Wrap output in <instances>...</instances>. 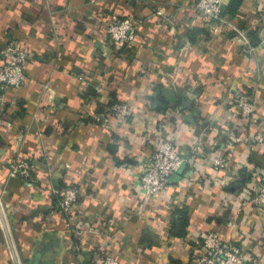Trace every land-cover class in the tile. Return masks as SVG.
Wrapping results in <instances>:
<instances>
[{
  "label": "crops",
  "instance_id": "1",
  "mask_svg": "<svg viewBox=\"0 0 264 264\" xmlns=\"http://www.w3.org/2000/svg\"><path fill=\"white\" fill-rule=\"evenodd\" d=\"M195 1L0 0V48L18 40L30 55L23 86L0 91V264H93L105 253L197 264L194 242L209 232L264 264V207L252 202L264 168V143L252 142L264 134V19L258 0L232 12L221 0L219 21L197 17ZM111 15L142 20L132 43L107 40ZM244 98L249 117L236 107ZM119 101L131 114L108 134L96 115ZM165 138L185 155L201 144L203 158L163 198L147 197L135 165ZM215 156L228 167L214 171ZM15 160L28 177L11 175ZM73 185L78 200L60 214Z\"/></svg>",
  "mask_w": 264,
  "mask_h": 264
},
{
  "label": "built area",
  "instance_id": "2",
  "mask_svg": "<svg viewBox=\"0 0 264 264\" xmlns=\"http://www.w3.org/2000/svg\"><path fill=\"white\" fill-rule=\"evenodd\" d=\"M257 8L261 20L264 19V0L257 1ZM194 10L197 17L209 18L219 21L224 12L221 0H196ZM142 25V20L137 18L120 19L111 15L106 23V37L115 46H125L135 40L137 31ZM241 53L244 57L254 58V46L243 37ZM261 43H264V39ZM30 55L22 47L18 40H8L0 48V91H7L10 88L23 86L26 80L25 67ZM82 82L91 83V78L84 77ZM95 96L103 97L105 86L99 83L94 86ZM87 100V99H83ZM109 103V102H108ZM107 104L102 100L101 106ZM236 107L240 115L249 117L254 112V100L244 98L238 100ZM106 114V115H105ZM131 114L130 106L125 102H116L106 107L104 112L96 115L97 122L108 134L114 128V122L121 121ZM252 142L264 143V134L259 133L252 138ZM203 158L202 145L197 144L189 154L185 155L177 151L173 143L165 138L155 145L151 154L136 162L138 171L137 180L145 196L151 198H163L168 192L167 187L171 180L178 176L185 169H192L197 159ZM211 167L214 171H221L228 167V160L223 156H215L211 160ZM31 166L24 160H15L11 164V175L16 177H28ZM205 175V172L203 173ZM201 175V176H203ZM204 177V176H203ZM257 187L252 195V202L257 207H264V168L257 171ZM80 195V188L77 185L64 188L61 193L60 202L56 208L60 214H67L76 204ZM195 245L203 252L197 264H253L248 259L246 251L241 247L223 242L220 237L209 232L203 238L196 240ZM93 264H118L109 254H101Z\"/></svg>",
  "mask_w": 264,
  "mask_h": 264
},
{
  "label": "trees",
  "instance_id": "3",
  "mask_svg": "<svg viewBox=\"0 0 264 264\" xmlns=\"http://www.w3.org/2000/svg\"><path fill=\"white\" fill-rule=\"evenodd\" d=\"M241 1L242 0H230V6H229L230 7V11L232 12L233 10L238 8V6L241 4ZM89 76H91V75H89ZM89 76H86V77L90 78ZM103 97H105V95ZM103 97H98V100L101 102L103 100Z\"/></svg>",
  "mask_w": 264,
  "mask_h": 264
},
{
  "label": "water",
  "instance_id": "4",
  "mask_svg": "<svg viewBox=\"0 0 264 264\" xmlns=\"http://www.w3.org/2000/svg\"><path fill=\"white\" fill-rule=\"evenodd\" d=\"M0 219H1V222H2L3 227H4V228L6 229V231H7L6 221H5V217H4L3 211H2L1 204H0Z\"/></svg>",
  "mask_w": 264,
  "mask_h": 264
}]
</instances>
